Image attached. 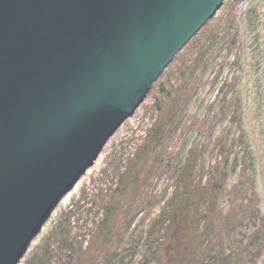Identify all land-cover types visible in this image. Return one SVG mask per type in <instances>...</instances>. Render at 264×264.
Here are the masks:
<instances>
[{
	"label": "water",
	"instance_id": "obj_1",
	"mask_svg": "<svg viewBox=\"0 0 264 264\" xmlns=\"http://www.w3.org/2000/svg\"><path fill=\"white\" fill-rule=\"evenodd\" d=\"M226 0H0V264H19Z\"/></svg>",
	"mask_w": 264,
	"mask_h": 264
},
{
	"label": "rangeland",
	"instance_id": "obj_2",
	"mask_svg": "<svg viewBox=\"0 0 264 264\" xmlns=\"http://www.w3.org/2000/svg\"><path fill=\"white\" fill-rule=\"evenodd\" d=\"M195 61L183 124L142 165L139 186L121 200L103 247L116 251L109 261L101 254L97 264H141L161 245L164 232L154 223L169 210L174 168L192 151L210 194L216 193L215 210L204 207L215 223L206 241L208 260L215 255L219 264H264V0L225 1L111 137L20 264H39L45 252L51 264H66L88 248L122 172L157 118L155 103L165 100L159 88L176 87L181 67Z\"/></svg>",
	"mask_w": 264,
	"mask_h": 264
},
{
	"label": "trees",
	"instance_id": "obj_3",
	"mask_svg": "<svg viewBox=\"0 0 264 264\" xmlns=\"http://www.w3.org/2000/svg\"><path fill=\"white\" fill-rule=\"evenodd\" d=\"M195 61L193 66L181 67L176 87L161 86L160 92L164 101L156 102L157 118L148 129L139 149L128 161L120 176L117 188L111 201L105 206L103 218L98 223L93 239L88 248H79L77 254L69 256L66 264H97L98 257L105 252V258L110 260L115 251L113 248H103L114 232L118 217L119 206L124 197L130 196L139 186L142 165L149 160L160 143H164L174 134H178L186 114L185 96L188 94V84L196 73ZM198 154L191 152L181 160L173 171L175 190L170 201L169 210L158 215L154 225L161 226L164 232V241L156 248L151 256L141 264H219L217 256H210L206 241L212 235L211 226H214L211 216L204 213L215 210V195L210 194L209 187L204 183L200 171ZM162 166L168 167L167 164ZM210 213V214H211ZM207 221V225L205 224ZM209 223V224H208ZM208 248V250L206 249ZM39 264H51L48 253ZM48 258V259H47Z\"/></svg>",
	"mask_w": 264,
	"mask_h": 264
}]
</instances>
